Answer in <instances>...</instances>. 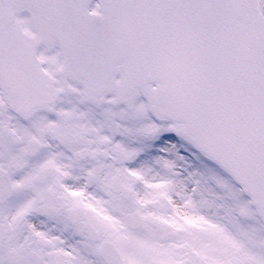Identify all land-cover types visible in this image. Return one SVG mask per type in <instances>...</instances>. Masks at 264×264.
<instances>
[{
	"label": "snow or ice",
	"instance_id": "6c2138e0",
	"mask_svg": "<svg viewBox=\"0 0 264 264\" xmlns=\"http://www.w3.org/2000/svg\"><path fill=\"white\" fill-rule=\"evenodd\" d=\"M0 264H264V0H0Z\"/></svg>",
	"mask_w": 264,
	"mask_h": 264
}]
</instances>
